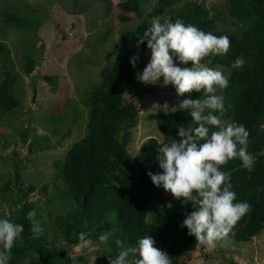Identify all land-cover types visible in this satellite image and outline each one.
Returning a JSON list of instances; mask_svg holds the SVG:
<instances>
[{
	"label": "trees",
	"instance_id": "1",
	"mask_svg": "<svg viewBox=\"0 0 264 264\" xmlns=\"http://www.w3.org/2000/svg\"><path fill=\"white\" fill-rule=\"evenodd\" d=\"M140 1L122 0L117 3L118 19L129 22L131 16L138 18L142 13ZM204 1L194 4L188 0H156L147 17L142 18L132 31L122 32V39L131 41L117 48L119 52L111 66L106 68L104 78L84 92L86 114L88 112L86 133L67 149L62 162H52L55 168L53 182L39 190L43 202L24 199L17 208L8 207L7 218L24 226L22 246L17 242L9 264H72L70 250L79 245L80 233H85V238L97 245L98 256L99 253L102 255L95 264H110V259L118 256L117 239L135 244L147 235L155 241L157 248L168 254L172 264H184L179 256L194 251L199 245L195 237L188 234L187 228L181 227L184 219L196 210L194 206L185 201L165 204L156 194L162 186H154L147 174L156 173L153 164L157 158V140H146L135 156L126 150L131 131L137 126L140 108L135 102H128L125 93L131 85L140 96L138 79L150 60V50L146 41L139 47L137 43L151 26L150 17L155 15L162 23H174L179 19L216 36L229 37L231 46L228 53L211 58L209 65L223 67L229 73V85L221 93L225 97L226 108L223 119L243 124L250 137L255 130L261 135L258 142L248 148L256 160L252 172L244 169L238 158L225 170L231 174V190L236 193V202L249 203L251 211L237 223L234 235L229 234L216 243H247L264 231V0H225L224 10L218 9L212 15H209ZM223 18L230 19L234 27L232 32L217 30L216 21H224ZM106 36L104 33L102 39L105 40ZM134 55L139 56L136 67L130 63ZM9 56L10 50L1 42L0 118L7 121L12 116L19 117V104L13 93L16 74L12 69L8 70ZM34 56L35 53L33 57L25 56L23 68L26 74L36 73ZM237 57H243L246 63L240 69H233L231 65ZM44 79L56 89V76H45ZM160 80L163 81L162 78ZM202 93L196 92L193 99L201 98ZM68 103L62 120L73 125L77 120L76 113ZM52 117L50 132L57 133L59 115ZM154 118L156 129L166 142L179 140V128L196 126L191 122L189 110L181 107L174 110L170 105L168 108L158 106ZM28 131L24 130L20 135L23 142L29 137ZM63 134L62 139L68 133L65 131ZM41 139L49 146L46 136ZM58 162L61 163L60 168ZM57 181L64 186L62 191L53 189ZM21 185L17 179L9 180L1 192L7 194L11 186L21 191ZM34 190L32 185L28 192ZM62 197L64 204L55 208L54 202ZM33 209L44 230L39 238L33 237L31 222L27 219V213ZM105 232L111 235L103 244L98 238Z\"/></svg>",
	"mask_w": 264,
	"mask_h": 264
},
{
	"label": "rangeland",
	"instance_id": "2",
	"mask_svg": "<svg viewBox=\"0 0 264 264\" xmlns=\"http://www.w3.org/2000/svg\"><path fill=\"white\" fill-rule=\"evenodd\" d=\"M120 1L0 0V43L10 50L8 70L12 69V73L16 74V90L13 93L19 104V117L12 116L8 121L0 118V218L9 216V205L13 209L17 208L24 199L43 202L39 190L53 182L55 168L52 162H62L67 149L86 133L88 112L86 114L84 92L91 90L104 78L106 68L111 66L119 52L117 48L131 41H124L122 32L132 31L156 3V0H141V15L138 18L131 16L129 22H121L117 8ZM188 1L194 4L201 2ZM203 3L209 15L218 9L223 11L226 5L225 0H205ZM154 18L160 17H150L149 22ZM223 20L216 21L217 30L232 32L234 27L230 19ZM104 33H107L105 40L102 39ZM34 53L36 73L26 74L23 68L25 56L33 57ZM211 68L229 76L223 67ZM45 76L57 77L56 89L44 79ZM138 82L141 83L138 89L140 96L131 85L125 93L127 101L135 102L140 108L138 123L131 131L126 150L134 156L144 141L154 138L158 142V157L160 143L165 140L156 129L155 108H168L170 105L177 110L183 100L193 99L196 92L177 95L173 86H164L161 80L155 84H145L139 79ZM221 93L218 91L217 94ZM173 96L175 99H172ZM67 102L76 113L77 120L73 125L62 120ZM51 112L52 115H59L57 133L50 132L53 121ZM24 130H29L25 142L20 136ZM65 131L68 134L62 139ZM45 136L49 139V146L41 139ZM60 162L57 163L58 168L61 167ZM153 169L156 173L162 170L157 158ZM16 179L22 184L21 191L11 186L7 194L1 192L5 182ZM58 181L53 189L62 191L64 186ZM32 185L35 190L28 192ZM156 194L167 205L184 201L183 198L175 199L163 188ZM64 200L62 197L54 202L55 208L62 207ZM97 249L96 246L81 251L79 245L72 248V264H95L102 256L101 253L98 256ZM179 260L184 264H264V231L247 243L220 242L213 248L199 243L194 251L182 253Z\"/></svg>",
	"mask_w": 264,
	"mask_h": 264
},
{
	"label": "clouds",
	"instance_id": "3",
	"mask_svg": "<svg viewBox=\"0 0 264 264\" xmlns=\"http://www.w3.org/2000/svg\"><path fill=\"white\" fill-rule=\"evenodd\" d=\"M145 41L150 60L139 75L141 82L155 84L162 78L163 85L173 86L177 95L203 92V98L185 99L180 105L189 110L196 126L179 128V140L165 142L163 138L157 157L162 172L147 174L154 186H162L177 200L191 202L196 210L184 219L181 227H186L196 242L213 248L217 241L234 235L237 223L251 211L249 203L236 202L231 174L220 168L238 158L243 168L252 172L256 162L248 152L250 133L246 127L223 119L225 97L217 93L228 87L229 79L222 71L209 67L211 58L228 53L231 42L227 35L216 36L179 19L162 23L159 18L152 20L137 47ZM138 60V55L130 58L133 67ZM189 63L190 67L182 66ZM245 63L243 57H237L231 67L240 69ZM36 216L35 209L27 213L31 233L39 238L44 230ZM23 231L22 224L0 218V264H9L17 242L22 246ZM110 235L101 234L99 242L106 244ZM79 242L81 251L97 246L85 238V233L79 234ZM115 244L120 251L110 264H172L168 254L147 235L135 244L120 239Z\"/></svg>",
	"mask_w": 264,
	"mask_h": 264
},
{
	"label": "water",
	"instance_id": "4",
	"mask_svg": "<svg viewBox=\"0 0 264 264\" xmlns=\"http://www.w3.org/2000/svg\"><path fill=\"white\" fill-rule=\"evenodd\" d=\"M34 101H35V95H34V97H33V103H34ZM260 135H261V133H259L258 131H254L253 132V134H252V136L249 138L250 139V144H249V148H251L252 146H254L257 142H258V140H259V138H260ZM235 160V159H234ZM234 160H232V161H230L227 165H225V166H221V168H220V170H222V171H225L232 163H233V161Z\"/></svg>",
	"mask_w": 264,
	"mask_h": 264
}]
</instances>
